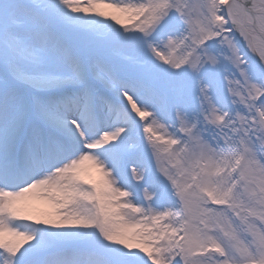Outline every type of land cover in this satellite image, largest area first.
Instances as JSON below:
<instances>
[{"label": "snow or ice", "instance_id": "snow-or-ice-1", "mask_svg": "<svg viewBox=\"0 0 264 264\" xmlns=\"http://www.w3.org/2000/svg\"><path fill=\"white\" fill-rule=\"evenodd\" d=\"M0 264H264V0H0Z\"/></svg>", "mask_w": 264, "mask_h": 264}]
</instances>
